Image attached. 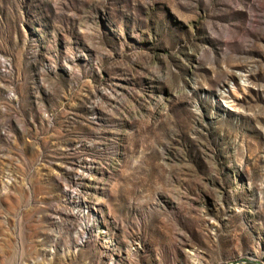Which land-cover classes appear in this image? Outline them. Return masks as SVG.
Segmentation results:
<instances>
[{
  "label": "rangeland",
  "instance_id": "obj_1",
  "mask_svg": "<svg viewBox=\"0 0 264 264\" xmlns=\"http://www.w3.org/2000/svg\"><path fill=\"white\" fill-rule=\"evenodd\" d=\"M240 259L264 264V0H0V264Z\"/></svg>",
  "mask_w": 264,
  "mask_h": 264
},
{
  "label": "built area",
  "instance_id": "obj_2",
  "mask_svg": "<svg viewBox=\"0 0 264 264\" xmlns=\"http://www.w3.org/2000/svg\"><path fill=\"white\" fill-rule=\"evenodd\" d=\"M8 100L10 101V104L9 105L11 107H14L15 106V101L13 99H8ZM20 179H22V178H20ZM18 183H19L18 182V179L16 180L15 183H9V188L5 191L4 194L7 195V196H9L11 194V192L15 190V187H17Z\"/></svg>",
  "mask_w": 264,
  "mask_h": 264
},
{
  "label": "water",
  "instance_id": "obj_3",
  "mask_svg": "<svg viewBox=\"0 0 264 264\" xmlns=\"http://www.w3.org/2000/svg\"><path fill=\"white\" fill-rule=\"evenodd\" d=\"M233 264V263H230ZM236 264H259L255 261H250V260H246V259H241L240 261H238Z\"/></svg>",
  "mask_w": 264,
  "mask_h": 264
},
{
  "label": "bare ground",
  "instance_id": "obj_4",
  "mask_svg": "<svg viewBox=\"0 0 264 264\" xmlns=\"http://www.w3.org/2000/svg\"><path fill=\"white\" fill-rule=\"evenodd\" d=\"M77 212H78V213H85V212H87V206H85L84 209H79V208H78V209H77ZM240 260H241V259H240ZM248 260H250V261H254V260H252V259H248ZM255 262H256V261H255Z\"/></svg>",
  "mask_w": 264,
  "mask_h": 264
}]
</instances>
